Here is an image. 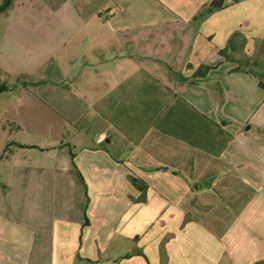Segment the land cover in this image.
<instances>
[{"label":"crops","instance_id":"1","mask_svg":"<svg viewBox=\"0 0 264 264\" xmlns=\"http://www.w3.org/2000/svg\"><path fill=\"white\" fill-rule=\"evenodd\" d=\"M212 1L0 14V264H264V0Z\"/></svg>","mask_w":264,"mask_h":264},{"label":"trees","instance_id":"2","mask_svg":"<svg viewBox=\"0 0 264 264\" xmlns=\"http://www.w3.org/2000/svg\"><path fill=\"white\" fill-rule=\"evenodd\" d=\"M14 4H15V0H3L2 3L0 4V14H9L12 12L13 8H14ZM26 78V77H24ZM22 77H17L16 78V82L17 84L19 83V80H21ZM16 84L14 85H10L8 84L6 81H0V94H2L3 92L9 91L11 89L14 88ZM262 86H264L261 83ZM22 146V145H21ZM6 151L9 152L10 151V145H7L6 147ZM132 183L138 187L142 192H145L146 189V185L145 183H143L142 181L132 178Z\"/></svg>","mask_w":264,"mask_h":264},{"label":"rangeland","instance_id":"3","mask_svg":"<svg viewBox=\"0 0 264 264\" xmlns=\"http://www.w3.org/2000/svg\"><path fill=\"white\" fill-rule=\"evenodd\" d=\"M2 1L3 0H0V4L2 3ZM8 130H10V129H8ZM7 139V140H10V142H13V141H16L18 138L20 139V135L19 134H16V133H11L10 131H9V133H5V135L4 134H2V133H0V148L2 147L1 145V142H2V140H4V139ZM2 150L0 149V152H1Z\"/></svg>","mask_w":264,"mask_h":264},{"label":"water","instance_id":"4","mask_svg":"<svg viewBox=\"0 0 264 264\" xmlns=\"http://www.w3.org/2000/svg\"><path fill=\"white\" fill-rule=\"evenodd\" d=\"M224 2H225V0H213L212 2H211V6L213 7V8H221V7H223V5H224Z\"/></svg>","mask_w":264,"mask_h":264}]
</instances>
